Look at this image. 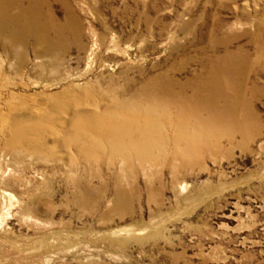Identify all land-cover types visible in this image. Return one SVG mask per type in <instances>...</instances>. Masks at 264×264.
Listing matches in <instances>:
<instances>
[{
    "label": "rangeland",
    "instance_id": "374dc122",
    "mask_svg": "<svg viewBox=\"0 0 264 264\" xmlns=\"http://www.w3.org/2000/svg\"><path fill=\"white\" fill-rule=\"evenodd\" d=\"M46 1L57 44L0 34V264H264V0Z\"/></svg>",
    "mask_w": 264,
    "mask_h": 264
},
{
    "label": "bare ground",
    "instance_id": "6f19581e",
    "mask_svg": "<svg viewBox=\"0 0 264 264\" xmlns=\"http://www.w3.org/2000/svg\"><path fill=\"white\" fill-rule=\"evenodd\" d=\"M44 6L45 7L48 6V2L46 0H0V34L4 35L6 37L5 39L7 40V42L9 44H11L12 46L15 42H18V43L20 42L23 45V44H26L29 40H35V42H40V41L43 42L44 39H47L48 40V46L46 49H48V48L50 49L51 45H50V38H49V27L54 28L52 34L56 40L53 41V44H57L59 42V40L63 37V33L67 29V26L61 25L60 23H58L57 20L55 19V16L53 15L51 9H49V8L45 11V14H42L43 21L40 20V18H41L40 9H42V7H44ZM14 9H19V11L15 13L13 11ZM15 47H17V46H15ZM220 65L222 67H220ZM234 65L235 64L232 61V56L229 54H227L221 58H218L217 62L213 63V65L209 71L208 76L202 81V83H200V90L206 93V97L209 100L208 104H210V105H209L208 111H209V115L211 117L219 109V107L224 110L225 114H228L230 111L229 110V103H230L229 101L230 100L228 97L223 95L222 87L225 86L226 89H229L231 86H233L235 84V82H236L235 73L237 72V69H239V67L234 66ZM117 101H119V100H117ZM121 101H124V100H121ZM74 105H75V109H73V111H74L73 112L74 124L77 123L78 121L79 122L82 121L83 118L88 119V120L90 119L91 121L96 120L98 117L100 119L104 118L103 116H106L107 112H108V111L107 112L104 111L103 113L102 112L98 113L96 110L91 109V108L90 109L81 108L80 107L81 104L79 103V101L77 99H76ZM59 109L64 110V111L65 110L68 111V108L65 109L64 104L60 105ZM120 109L121 108H119V110ZM212 111H214V112H212ZM46 112H49V110ZM112 114H114V113H112ZM10 118H11V116H10ZM11 120L16 125L18 131L19 130L21 131V128L19 127L20 125L21 126L25 125L24 126V128H25V127H27L28 122H29V120L27 119L26 116H23V115L21 116L20 114L19 115L15 114V116H12ZM30 121H31V123H33V120H30ZM35 122H37V121H35ZM35 122L32 124L33 126L36 125ZM17 124H19V125H17ZM102 126H100V124L96 125V126L93 125L91 130L94 132V130H96L97 127H99L100 129L103 130ZM115 127H112V128L118 129L116 125H115ZM138 127L144 136H147L150 133L152 134V132L154 131V128H155V126H153V125H150V126H148V125L144 126L143 125V127H140V126H138ZM112 128H109V129H107L108 131L104 132V134H106L107 137H112L115 134V133L110 132L112 130ZM17 129H16V131H17ZM25 129H29V128H25ZM109 134H111V135L113 134V135L111 136ZM150 137H151V135H150ZM132 138H133V136H132ZM132 141L135 142L137 140L133 139Z\"/></svg>",
    "mask_w": 264,
    "mask_h": 264
}]
</instances>
